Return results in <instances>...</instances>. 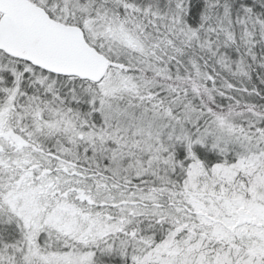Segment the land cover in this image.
Segmentation results:
<instances>
[{
	"label": "snow or ice",
	"instance_id": "obj_1",
	"mask_svg": "<svg viewBox=\"0 0 264 264\" xmlns=\"http://www.w3.org/2000/svg\"><path fill=\"white\" fill-rule=\"evenodd\" d=\"M0 264H264V0H0Z\"/></svg>",
	"mask_w": 264,
	"mask_h": 264
}]
</instances>
